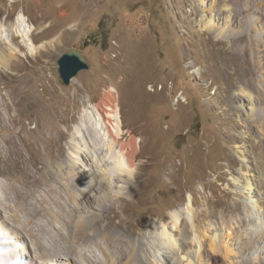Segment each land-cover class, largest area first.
<instances>
[{"label": "bare ground", "instance_id": "obj_1", "mask_svg": "<svg viewBox=\"0 0 264 264\" xmlns=\"http://www.w3.org/2000/svg\"><path fill=\"white\" fill-rule=\"evenodd\" d=\"M190 6L201 15L195 25L198 32L207 38L215 34L212 40L225 47L222 54L233 62L219 64L226 80L201 70L197 78L207 82L205 89L214 85L209 93L211 103L224 104L215 115L221 119L216 122L222 129L221 147L228 143L237 160L225 161L226 171L221 174L227 199L218 201L212 194L206 199L202 215L208 223L201 225L196 215L191 225L180 229L177 213L170 212L144 226L137 238L110 227L117 216L116 228L122 227V221L131 223L124 216L139 204L133 192L140 188L139 170L145 166L144 161L137 164L134 159V141L123 140L114 97L102 98L76 120L58 113L59 96L52 99V108L43 106L23 73V59L37 54L46 57L49 42L42 40L43 35L35 46L34 32L21 13L11 24L0 22V232L6 229L20 245L29 239L33 251L40 253L34 257L30 250L23 252L30 264L264 263V41L249 34L256 24L264 40V0H193ZM67 15V10L59 12L60 18ZM235 16L242 17L238 20L243 32L229 29ZM67 31L65 28L62 35ZM260 53L263 63L258 76ZM39 93L41 97L50 95L49 86L41 85ZM68 121L73 128L64 157L62 125ZM36 133H40L49 170L36 158ZM113 161L134 168L132 177L121 173L110 180L105 172ZM253 163L263 175L253 173ZM121 185L126 186L124 195H119ZM199 189L206 192L203 186ZM91 198L96 206L83 216L81 211L90 206ZM114 204L118 211L113 210ZM106 218L109 223L104 224ZM188 247L191 250L185 252ZM18 253L20 256V248ZM201 254L207 262H202Z\"/></svg>", "mask_w": 264, "mask_h": 264}, {"label": "rangeland", "instance_id": "obj_2", "mask_svg": "<svg viewBox=\"0 0 264 264\" xmlns=\"http://www.w3.org/2000/svg\"><path fill=\"white\" fill-rule=\"evenodd\" d=\"M191 2L193 0H0V22L11 24L21 13L34 32L35 46H39L43 35L42 40L49 42L46 57L40 58L37 54L23 59L26 63L23 73L43 106L52 108V99L59 96L58 113L68 120H76L102 98L114 97L125 134L123 140L134 141V159L137 164L145 163L139 170L140 190L133 192L140 205L124 216L131 223L122 221V227L116 228L117 216L110 224L112 230L125 232L131 238H137L144 226L170 212L177 213L180 229L187 223L191 225L196 215L204 225L208 223L203 216L207 197L212 194L215 200L227 199L223 193L227 191L226 181L221 174L226 171L225 161L236 156L228 143L221 147L224 144L220 135L222 129L216 124L221 119L215 115L224 104L211 103L209 93L214 85L205 89L207 82L197 77L201 70L211 77L226 80L227 75L219 70V64L233 62L222 54L225 47L212 40L215 34L207 38L198 32L195 25L201 15L190 8ZM61 10H67L65 18L59 17ZM239 18L242 17H233L230 30L243 32ZM65 28L68 31L62 35ZM249 34L264 41L256 24ZM208 49L212 51L207 52ZM70 50L80 52L88 69L65 85L59 78L57 60ZM262 63L260 53L256 63L258 76ZM41 85L49 86L50 95L40 96ZM211 106L215 109L210 111ZM66 125H62L64 157L68 154L66 143L73 128L70 121ZM39 136L40 133L34 136L36 158L42 163L40 166L49 170ZM209 144L212 146L208 148ZM252 168L258 177L263 175L260 166L253 163ZM72 180L78 185L76 178ZM200 186L205 188V193ZM146 189L149 191L143 195ZM89 203L90 206L81 211L83 216L92 213L95 198ZM113 210L118 211L115 204ZM1 214L3 218L5 213ZM107 222L108 218L104 224ZM4 232L11 236L6 229ZM191 232L194 233L193 227ZM29 250L34 257L40 255L33 251L26 238V244L20 247L23 264H30L28 256L23 254ZM188 250L191 248L185 252ZM203 256L201 254L200 258ZM202 262H207L205 256Z\"/></svg>", "mask_w": 264, "mask_h": 264}, {"label": "clouds", "instance_id": "obj_3", "mask_svg": "<svg viewBox=\"0 0 264 264\" xmlns=\"http://www.w3.org/2000/svg\"><path fill=\"white\" fill-rule=\"evenodd\" d=\"M134 171V168H127L123 162L113 161L112 167L105 172V175L110 180L119 177L121 173H126L131 178ZM125 192L126 186L121 185L119 195H124ZM20 247V243L7 233L0 234V264H23L18 253Z\"/></svg>", "mask_w": 264, "mask_h": 264}, {"label": "water", "instance_id": "obj_4", "mask_svg": "<svg viewBox=\"0 0 264 264\" xmlns=\"http://www.w3.org/2000/svg\"><path fill=\"white\" fill-rule=\"evenodd\" d=\"M58 73L61 82L68 85L81 71L88 69V64L77 50L62 54L57 60Z\"/></svg>", "mask_w": 264, "mask_h": 264}]
</instances>
